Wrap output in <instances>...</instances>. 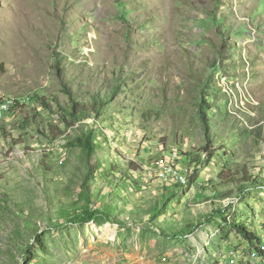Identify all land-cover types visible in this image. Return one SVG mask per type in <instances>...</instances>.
<instances>
[{
	"label": "rangeland",
	"instance_id": "rangeland-1",
	"mask_svg": "<svg viewBox=\"0 0 264 264\" xmlns=\"http://www.w3.org/2000/svg\"><path fill=\"white\" fill-rule=\"evenodd\" d=\"M0 63V264H264V0H0Z\"/></svg>",
	"mask_w": 264,
	"mask_h": 264
},
{
	"label": "trees",
	"instance_id": "trees-1",
	"mask_svg": "<svg viewBox=\"0 0 264 264\" xmlns=\"http://www.w3.org/2000/svg\"><path fill=\"white\" fill-rule=\"evenodd\" d=\"M4 64L3 63H0V72L4 71ZM119 81V79H118ZM121 86V84H118V88ZM94 98V101H95V107L93 108V110L96 112H98L99 108L96 107L97 105V102H101L102 104H104L105 102H108L110 100H112V97H106V98H102L101 96H99L98 94L94 95L93 96ZM22 104V105H21ZM85 103H83L84 105ZM203 104H206L207 107L206 109H210L212 108V105L207 102L206 100L203 101ZM23 106V101L15 108H13V110L11 111V113H14L15 111H17L18 109H20V107ZM85 106H87L85 104ZM81 103H78V102H75L74 105L72 106V110H71V114L73 116H76L77 113H79L77 110L80 109V110H83V108L81 107ZM154 113L153 110H148L147 113H146V119H148V117H150V114L151 113ZM10 113V114H11ZM201 117L203 119V123L204 125H206L208 127V116H207V111L205 110H202L201 111ZM261 133V131H260ZM262 134V133H261ZM260 134V135H261ZM207 135V141H206V144L203 146V151H205V153H209L211 155H214V150H213V147L211 146V142H212V139H211V136L209 134H206ZM82 145L86 148V149H89V150H93L94 149V142L92 141L91 137L90 136H87L85 138H81L79 140ZM201 161H202V157L200 158ZM198 159V160H200ZM138 169H142L143 167L141 165H138L137 166ZM137 169V170H138ZM144 170V169H143ZM253 177V178H252ZM220 180L223 184H226V183H234L236 181H239L241 183L244 184V186H246V184H250L249 182H252L253 186H255V184L259 181L258 178L254 177L253 175H250L249 173V169H248V166L246 164L244 165H239L235 171H232V170H223L220 174ZM85 182V186H87V182ZM176 184L178 186H182L181 183L179 182H176ZM222 184V185H223ZM262 183H258L257 185H261ZM87 191V195H89V192L90 190L89 189H86ZM224 197H228L226 196V194H224ZM80 202H76V206L77 208L74 207L73 211H69V208L68 209V214H76L78 217H80V220L82 222H88L90 221L93 217H95L96 215V211L93 210L91 208L90 205H85L82 203V199L79 200ZM109 207V209H108ZM107 207V211H106V214L112 216V214H115V208L114 207H111V206H108ZM218 212V211H217ZM126 223H128V220L125 221ZM232 222V221H230ZM236 229L238 232L242 233L244 236H246L250 241L252 242H255L257 241V245L256 246V249L258 250L259 253H261L262 255H264V248H262L260 245L261 243V240H262V235H259L258 233H256L255 231H252L250 230L247 226L241 224V223H234Z\"/></svg>",
	"mask_w": 264,
	"mask_h": 264
},
{
	"label": "bare ground",
	"instance_id": "bare-ground-1",
	"mask_svg": "<svg viewBox=\"0 0 264 264\" xmlns=\"http://www.w3.org/2000/svg\"><path fill=\"white\" fill-rule=\"evenodd\" d=\"M6 100V101H5ZM0 101H5V108H4V104H0V111H3V115L0 114V118H4L6 117V115L10 114L11 111L13 110V108L17 107L21 102L22 100L17 98V97H13V96H4L0 99ZM22 105V104H21ZM184 182L185 179H183ZM264 256V255H263ZM234 257V256H233ZM236 257V256H235ZM232 258V257H231ZM261 258V257H260ZM228 260V259H227ZM235 261H220V263L218 264H234ZM250 263V262H249ZM256 264H263V262L260 260L258 261Z\"/></svg>",
	"mask_w": 264,
	"mask_h": 264
},
{
	"label": "built area",
	"instance_id": "built-area-1",
	"mask_svg": "<svg viewBox=\"0 0 264 264\" xmlns=\"http://www.w3.org/2000/svg\"><path fill=\"white\" fill-rule=\"evenodd\" d=\"M6 101V100H5ZM5 101H0V104H4V108H5ZM0 114L3 115V111H0Z\"/></svg>",
	"mask_w": 264,
	"mask_h": 264
}]
</instances>
